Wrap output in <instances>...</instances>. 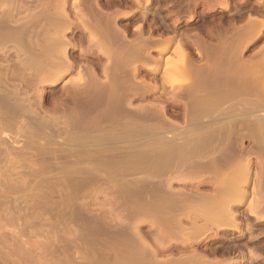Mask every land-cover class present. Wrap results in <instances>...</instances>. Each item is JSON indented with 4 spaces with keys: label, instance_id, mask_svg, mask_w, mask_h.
<instances>
[{
    "label": "rangeland",
    "instance_id": "374dc122",
    "mask_svg": "<svg viewBox=\"0 0 264 264\" xmlns=\"http://www.w3.org/2000/svg\"><path fill=\"white\" fill-rule=\"evenodd\" d=\"M80 2H83L79 8L85 10H83L85 12L84 15H86L85 19L83 18L84 15L79 13L74 6V0H68L64 10L69 19L65 17V14L61 15V17L68 19L66 24L70 28L65 25L66 30L61 31L64 34L60 32V38L63 43L60 47L62 49L66 48L68 56L75 67L73 66L68 72L62 73L60 79L54 83L48 81L40 83L41 80L39 79L41 77L37 76L39 72L37 70H40V65L38 66L35 59L28 58L29 54L24 52L25 42L24 37H21L24 36L22 34L24 32H21V30L24 23L32 17L31 14L34 16V14L47 8L50 12L58 14L62 10L59 8L57 0H0V40L3 41L2 44L0 43V167H2L0 170V202H2V205L0 204V264H122V261L115 259V255L119 250H129L132 240L134 238L137 239L138 235H142L154 248L158 249L161 258L171 253V255L174 254L178 257L198 251L204 252L213 258L232 259L230 264H264V221L259 222V218L250 215L248 209L250 201L264 203V186L259 188L258 185L255 187L253 184L254 179L260 177L262 174L260 172H263L259 165L260 159L256 155H253L254 165L251 170H240L241 173L233 174L234 177L229 176L228 179L233 178V180L230 179V185L229 183L222 184L225 188L228 187L226 191L225 188L219 189L223 193L225 191L231 195L230 201H235L239 198V196L236 198V195L240 194L237 193L240 190V186H238L240 178L246 175L247 177L249 175L253 177L252 182L245 186L247 189L246 199L244 198L239 205L231 202L233 205H237L235 207L239 213L238 219L241 221L240 229L242 232L238 230H219L217 235L214 234V236L201 241L199 239V241H195L192 237L197 234H186L194 233V231L192 232L193 220L198 219L199 224L203 222V218L197 214L199 212L198 206L195 207L196 205H194V207H190L191 209L188 208L179 216L182 220L180 225L185 227L184 230H186L183 232L179 231L178 224L169 215L163 217L161 215L158 216V213L157 215L153 214L151 210L148 211L150 209L148 207L152 203L151 201L150 203L149 201H144L146 193L141 191V189H144V185L146 187V183H138L139 181L136 180V177L142 178L146 175L144 167L148 164L151 166L153 165L152 163L155 164L156 161L159 163L167 158L176 160L180 157L178 154L180 152L177 149H174L170 155L164 152H148L147 149L139 150V153H135L136 155L132 154L133 156L131 154L125 155L116 164V170L122 169V174L125 175V177L122 176L120 178L118 183L107 180L102 183L90 182L84 187L80 182L74 181L73 183L72 181L73 185L71 184V188L74 190V197L71 206V218L66 221V217H63V215L59 217L60 214L56 213L58 208L63 209L64 207L63 196L59 191L67 188L68 181L64 180L65 175L71 178L68 173H70V169L73 166H76L73 161L83 152L92 148V146L86 145L89 143L87 140L88 143L86 141H74L76 139L75 136H71L70 132L65 133V126L63 127L62 124L70 120L66 118L68 117L67 115H64L66 110L74 106L84 114H87L86 112L89 110H93L95 114L96 110H98L99 116H86L88 120L90 119L92 123L94 122V125L102 124L108 125V127L124 125L125 130H122L124 134L119 136L120 139L110 136L115 133V130H110L111 132L114 131L112 134L110 131L108 132L110 133L108 139L122 140L121 144H125L123 141L129 143V140L143 143L142 141H154L160 138L165 140L173 138L177 141H183L182 134L186 128V120L183 113L186 102V97L183 98L184 88L190 84L191 79L196 75L195 70L199 66L202 67L201 70L205 66L207 67L205 70H210L208 65L211 61L208 62L209 58L203 55L206 51L205 54L211 50H213L211 52L214 55L221 53L222 57L219 55L220 59L216 54L217 60H220L219 63L222 59L230 63L231 59L229 57L231 55V62L233 65H237L238 68L232 66L231 63H222L223 61L221 63L226 64L228 67L230 65L234 67H229L235 73L232 78L243 70L240 67L243 62H249L247 67H251L252 63L254 61L256 63L258 60L264 63V0H151L149 5H146V0H140V4L134 0H81ZM128 11H132L133 14L126 16ZM252 23L257 24L258 30L246 39H241L243 42H240L239 37L242 36L240 34L243 33L242 31H246L244 29H250L252 26H248L253 25ZM138 26H141V29H137ZM37 31L38 34L40 33L38 36L41 42H44L43 44L50 45V42L52 43L53 37L51 38L49 34V24H45L43 28L38 26ZM5 35H8V40ZM196 35L203 36L205 42L209 43V45L206 44L209 49H207V46H201L206 49L202 55H198L196 45L192 43L190 38L188 39L189 36L193 38ZM223 35L224 37L227 36L226 38H228V35L229 37L234 36L236 37L234 40L238 38L236 41L240 43L235 41L234 44L229 45V43L234 41L233 37L231 41L230 38L227 41ZM10 36L12 38L14 36V38L12 39ZM221 36L225 39V44L221 43L223 42ZM170 37L174 38L172 42L168 41ZM156 38L162 40L158 43L153 42L149 44L150 46L145 45V47L143 44L141 47L135 45L137 42L154 41ZM179 41L185 42L184 49L178 48ZM132 42H136L134 43L137 46V48L134 46L136 49L130 47L133 46ZM166 45H168V48L160 53V49ZM210 45H214L218 50L220 46L221 49L222 47L228 48V46L229 48H226V51L225 49L224 51L223 49L216 51V48L214 46L212 48ZM231 47L233 48L231 49ZM133 52L135 53L133 54ZM234 55H237L236 58ZM57 57L56 60H59V57ZM188 57L190 62L193 61L191 63L194 69L186 68V63L189 61ZM216 58L211 60L215 61ZM156 66L158 68H154ZM219 66L223 68V65L220 64ZM30 67L31 70H29ZM263 69L264 67L258 72H252L253 74L251 73L249 76L253 80H257L259 76L264 77ZM220 70L223 72L222 78H224L223 75L227 77L232 74V71L228 73L229 70L227 72L224 69ZM41 71L45 70L42 68ZM44 73H40L41 76ZM38 77L40 78L37 79ZM93 79H97L99 83L101 82L100 84L97 83L98 81L95 83L101 86L102 95L98 94L97 98L93 95L87 101H80L79 98L74 99L75 89L77 91L80 89L79 87L84 88L88 84L92 87V84L95 85V83H92ZM255 89L257 93H254L251 97L254 98L259 95L263 98L264 84L262 87L260 85ZM69 92L72 95L67 101ZM157 104L165 107L167 114V120H165L166 128L163 131H158V133L157 131L149 132L148 130L135 131L137 125L145 128L160 121L161 117L157 118L149 115L152 106ZM19 107H23V110ZM39 118L41 119L39 120ZM94 119H98L100 123ZM35 120L42 124L44 122L41 121H45V125L38 126L34 122ZM47 122L48 124H46ZM121 125L120 127H122ZM59 128H63L61 129L62 131ZM131 128H134V131ZM129 129L133 132H128L130 131ZM93 139L95 140L96 138ZM242 142L244 146L253 145L252 139L248 137L244 138ZM197 158V156H194L193 159ZM150 161H152L151 164ZM158 163L156 164L158 165ZM55 164L56 166H54ZM157 165L154 166L156 167ZM110 171V173L114 172ZM136 171L139 172L136 173ZM140 172H142L143 176H141ZM168 173L169 175L171 174L170 171ZM202 173L199 169H196V171H181L176 176L173 175L165 187L168 190L170 188V192H187V189L189 193L192 190L193 192H210L214 187L210 178L212 174L208 173V177ZM205 177L208 178L205 179ZM123 178L128 180L125 181ZM233 181L234 184H232ZM237 182L238 184H235ZM18 186L20 187L18 188ZM23 186L25 188L20 190ZM227 193H224V195ZM83 194L86 196L84 197ZM135 196L138 197L136 198ZM8 198L14 200H11L10 203ZM15 200L21 202V206ZM37 203L40 204V208L36 206ZM34 208L37 213H35ZM22 209H25L24 212ZM159 221L164 222V226L173 229V231L170 229V232L164 234L167 238L165 240L170 246L167 252L165 251L166 253L161 249L160 242L156 240L158 234L161 237L163 235V233H159ZM172 225H177V227L175 226L174 229ZM182 226L179 228L181 229ZM26 227L27 229H24ZM250 227L253 229L250 230ZM67 229L69 230L67 231ZM189 229L191 231H188ZM61 230H64V233ZM27 232L31 233L27 234ZM190 235L192 239L188 238ZM195 237L197 238V236ZM161 239L163 240L164 237ZM4 240L6 243L3 242ZM41 241L43 242L41 243ZM188 241L190 242L186 243ZM252 252H257L260 256L254 258L251 254Z\"/></svg>",
    "mask_w": 264,
    "mask_h": 264
},
{
    "label": "bare ground",
    "instance_id": "6f19581e",
    "mask_svg": "<svg viewBox=\"0 0 264 264\" xmlns=\"http://www.w3.org/2000/svg\"><path fill=\"white\" fill-rule=\"evenodd\" d=\"M67 1L68 0H59V1L57 0L58 5H59V8L62 10V12L59 13V14L58 13H55V12H50V10L48 8L47 9H44V7H43L44 10H42V11L39 10L40 12H38L37 14H34V16H33V14H31L32 17L30 19H28L24 23L22 30L20 29L21 32H24V33H22L24 36H21V37H24V42H25L24 43L25 44L24 45V49H23L24 52L27 53V54H29L28 55V58L35 59V62L38 64V66L39 65L41 66V67L39 66L40 70H37L36 69L37 71H39L38 72L39 75L37 73V76H40L41 77V79H39L40 77L37 78V79L41 80L40 83L41 82H45V81L46 82L48 81L50 83H54L58 79H60V76L62 75V73H65V71L68 72V70L72 69L73 66H74L73 65V62L71 61L70 57L68 56V53H67L66 48L65 49H62V47H60L61 45H63L62 40L60 38L61 37V33H62L61 31H63L66 27L67 28H70L69 25L66 24L67 23V20L69 19V17H68V15H66L64 13V10L66 8ZM80 1L81 0H74V4H75L74 6L77 8V10H78L79 13H81V14L84 15L85 14V12H84L85 10L82 9V8H79V6H81L80 4L83 3V2H80ZM134 1L136 3H138V4H140V0H134ZM150 2H151V0H146V5H149ZM55 9L57 10V8H55ZM64 14H65V17H68V19H66L63 16L61 17V15H64ZM131 14H133V12L132 11H128L126 16H130ZM85 16L86 15H84V17H83L84 19H85ZM83 23H84V21H83ZM45 24H49V34L51 35V38L53 37L52 38L53 39L52 40V43L49 41L50 42V45L43 44L44 42H41V39L38 36L40 34V33L38 34V31H37L38 26L40 28L41 27L43 28V26ZM65 25H66V27H65ZM21 26H22V24H21ZM21 26H19V27L21 28ZM46 26H48V25H46ZM87 27H89V26H87ZM94 27H95V25H94ZM248 27H251V28L250 29H247V28L244 29L246 31L245 32L242 31L243 33L240 34V35H242L241 37H239L240 38V42H243L242 40L246 39L249 35H251L252 33H255V31L258 30L256 23L253 24V25H250ZM139 28L141 29V26H138L137 27V29H139ZM120 31L123 32L122 30H120ZM259 31H261V30H259ZM59 33H60V35H59ZM1 34H3V33H1ZM62 34H64V33H62ZM258 34H259V32H258ZM5 36L7 37L8 35H5ZM124 36H126V35H124ZM223 37H224V35H223ZM223 37L221 39L223 42H221V43H224L225 44L226 41H224L225 39H223ZM226 37H224V38H226ZM5 38H3V39H5ZM13 38H14V36H13ZM64 38H65V36H64ZM189 38L191 39L192 43H194L196 45V50H197L198 55L199 54L202 55L205 52V50H206L203 47L209 45V43L207 44L205 42V39L201 35H198V36L196 35L193 38L189 36L188 39ZM229 38H230V41H231V38L234 40V38H236V37H234V36L229 37V35H228V38H226V40L228 41ZM93 39H94V37H93ZM237 39H235L233 42L229 43V45L234 44ZM7 40H8V37H7ZM160 40H162V39H157L156 38L154 41H152V40L150 41L149 40V41H146V42L145 41H142V43H138V42L137 43L134 42V43H136L135 45H137V46L139 45L140 47L143 44L144 47H145V45H149V44H151L153 42L158 43V42H160ZM173 40H174L173 37H170L168 39L169 42H172ZM138 41H139V39H138ZM2 42L3 41H1L0 43L2 44ZM47 42H48V40H47ZM143 42H145V43H143ZM182 42L181 41L178 42V45L177 46H178L179 49H184L185 48L184 47V45H185L184 43L185 42L184 43H182ZM237 42H239V41H236V43ZM134 43H133V46H130V47H134L135 46ZM64 45H65V42H64ZM137 46H135V47L137 48ZM201 46H203V47H201ZM213 46H211V47L213 48ZM218 46H219V44H218ZM224 46L226 47V45H224ZM134 48H133V50H134ZM167 48H168V45H166L164 48L162 47L160 49L161 50L160 53L164 52ZM215 48H216V51H220L222 49H223V51H224V49L226 51V48L227 47L226 48H223L222 47V49H221V46H220L219 50L217 49V47H215ZM228 48H229V46H228ZM232 48L233 47H231V49ZM207 49H209L208 46H207ZM128 50H129V48H128ZM134 51L136 52V50H134ZM139 51H140V49H139ZM211 51L213 52V50H211ZM211 51H208V53H207L208 55L205 54L207 51L203 54V55H206V57L209 58L208 62L211 61L209 63V65L207 64L208 66H210L209 67L210 70L209 71L205 70L207 68L206 66L205 67L203 66L204 68L201 70L202 67L199 66L197 68V65H196V68H197V70H195L196 71V73H195L196 75L194 76L193 79H191L190 84L187 83L188 85H187L186 88H184L185 90L183 89L184 90V95H185V96L183 95V98L186 97L185 98L186 99V102L184 104L185 108L183 109L184 110L183 111L184 117H185V120H186V128H185V130H184V132L182 134L183 141H179V140L177 141V140H175L173 138H169L167 140L162 139V138H160V139H155L154 138L155 139L154 141L147 140L146 142L142 141L143 143H139V142L136 143L137 141L136 142L135 141L133 142V140H131V141L129 140L128 141L129 143L123 141L125 144H121L122 143L121 142L122 140L120 141L118 139H115L116 137L119 138L120 135H123L124 134V131L122 132V130L123 129L125 130V126L124 125H121L120 122H119V124L122 127H120L119 124H118L119 126L116 125V127H110V126L108 127V125L96 124V122H98V123H100V122H99L98 119H94V120H98V121L95 122L96 125H94V122L92 123L90 121V119L89 120L87 119L86 116H88V115L89 116H91V115L92 116L93 115L94 116H96V115L99 116L98 115V113H99L98 110H96V113L95 114H94V111L93 110L92 111H90V110L88 111L87 110L88 111V112H86L87 114H84V113H82L75 106L74 107H70V108H68L66 110V112H65L64 115L65 116L67 115L68 117H66V118H69L70 120L69 121H66V122H64V124H62L63 127L65 126L64 127L65 133L66 132H70L69 134L71 136H75L76 139H74V141H86L87 140L89 143L86 141L88 143L86 145H88V146L90 145V146H92V148L89 149V150H86L85 152H83L81 155H79V157H77L76 160L73 161V163H75L76 166H73V168L70 169V173H68V175H71L70 176L71 178H68L66 175L64 177V180L65 181H68V184H67V188L66 189L64 188V190L62 189V190L59 191L60 194L63 196V203H64L63 209L58 208L57 211H56V213L58 212V214H60L59 217L61 215H63V217H66V221H68L67 219L71 218V214H72L71 213L72 212L71 206H72V201H73V197H74V190H73V188H71L72 185H73L72 184V181H73V183H74V181H78L82 185H84V187L87 186L90 182H95V183L96 182L97 183L101 182L102 183V182H106L107 180H109L111 182L118 183L119 180H120V178L122 176L125 177V175L122 174L123 173V170L122 169H117L116 170V164L118 163V160H120V159L122 160V158L125 155H130V154L132 155V154H135V153H139L138 151L139 150L142 151V149H147L148 152H150V151H152V152L153 151L154 152H164L165 154H169L170 155V153L174 149H177L181 153V155H180V153H178L176 151L179 154V156H180L176 160H174V159L172 160V159H168L167 158L165 160H161L159 163L156 161V163H158L159 166L156 163L155 164L152 163L153 165H151V166L147 163L148 165H146V167H144L145 168L144 171H145V174L146 175H144V177H142V178H137L136 177V180L139 181L138 183H140V182L146 183V187L144 185V187H143L144 189H141V191L142 192L144 191L146 193L145 194L146 197H144L145 195L143 196L146 199V200L144 199V201H149V203L151 201V203H152V205L150 204L149 207L147 206L148 209L150 208L148 211L151 210V212L153 214H156L157 215V213H158L159 214L158 216L161 215L163 217L165 215L166 216L169 215L170 217H172L173 221L175 220L176 224H178L179 231H182L183 232V231H186V230H184L185 227H183L182 225H180L182 223V220H181V218L179 216L181 215V213H183V211L188 210V208H190L192 206L194 207V205H196L195 207L198 206L199 207V212L198 213L196 211L195 212L197 214H199L198 216H201L203 218V222L201 224H199L198 219L193 220V223H194L193 225L194 226L192 228V232L194 231V233H188V234H186V235H189V234L195 235V234H197V235H195V236H197V238L195 236H194L195 238L192 237L193 239H195V241H197L198 239L201 241L202 239L208 238L210 236H214V234L217 235L218 234L217 232L219 230H223V231H229V230H236L237 231L238 230V231L242 232L241 229H240V227H241V221L238 219V214L239 213L237 212L235 206L241 204L242 200H244L245 195H246V190H247L245 186H246V184L252 182V178L253 177H250V175L247 177V175H246V176L243 177L245 179H243V178H240V180L238 179L239 180V184H238V182L235 183V184H238V186H240L239 192L237 191V193H240V194L239 195L238 194L236 195V198H237V196H239V198L237 200L234 199L235 201H230L229 198H230L231 195H229V193L225 192L228 187L225 188L224 185H222V184H228L229 183V185H230V183H231L230 182L231 181L230 179L233 180V178L228 179L229 176H233L234 177L233 174H235L237 172L238 173H241V171L244 170V169L251 170L252 167H253V165H254V159H253L254 156L253 155H256L257 158L260 159L259 160V165L263 169V172H260V173H262L260 175V177L257 176L258 178H255L254 179L253 184L255 185V187H256V185H258L259 188H263L261 186H264V101H263V98L264 97L262 98V96L260 97L259 95L257 97H254V98L251 97V95H253L254 93H257L255 88H257L260 85H261V87L263 86V84H264V77L263 76H259L257 80H253L249 76V75H251L252 72L254 73L256 71L258 72L259 70H261L264 67V63H263V61H259V60L256 61V63H255V61L253 60L254 62L252 61L253 62L252 63V66L251 67H247L249 65V62L248 63L247 62H245V63L243 62V64L241 63L243 66L240 65V67H242L243 70L241 72H238L236 77L232 78L233 75L235 76V73H233L234 72V71H232L233 69L230 70L229 67L232 65V66H236L238 68V66L237 65H233V63L231 62L232 61L231 55H230V57L228 55H224L225 57L228 56L231 59V61H230L231 65L228 67L226 65V64H230L228 61H223V59H222V61H223V62L221 61L222 63L226 62V64H222L221 62L219 63L220 60H217L216 57L218 56V58H219V55L221 53L220 54H217L215 52L217 54V56H216V54L215 55H214V53L212 54ZM135 52H133V54ZM141 52H142V50H141ZM258 55H260V54H258ZM57 56L59 57V60H56V57ZM234 56L236 58L237 55H234ZM213 57L216 58L215 61H212L211 60V59L214 60ZM220 57H222V56L220 55ZM156 58H155V60H156ZM158 60H159V57H158ZM188 60L189 61H187V63H186V68H188V69H192L193 68L194 69V67H192L193 64L191 63L193 61L190 62V58L189 57H188ZM216 60H217V62H216ZM220 64L223 65V68L222 67L220 68V66H219ZM234 64H235V62H234ZM128 66H130V65H128ZM232 66H231V68H234ZM36 68H37V66H36ZM42 68L45 71H41ZM154 68H158V67L156 66ZM220 69H224V70H226V72L229 70L228 73L232 71L231 72L232 73L231 76L225 77V75H223L224 78H222L221 76H222V73L223 72H221ZM29 70H31V67H30ZM237 70H239V69H237ZM43 72H45V73L41 76V74ZM93 73H95V72H93ZM95 78H96V76H95ZM84 81H85V79H84ZM93 81H92V83H95L98 80L97 79L96 80L93 79ZM37 83H38V81H37ZM97 83H99V81ZM97 83H95V85ZM99 84H97L96 86L94 84H92L93 86L92 85L91 86L93 88L90 87V85L88 84V86H85L84 88L83 87L82 88L79 87L80 89L77 90V91L75 89V94L73 95L74 96V99L75 98H79L80 101L81 100L82 101H87L88 98L90 99V97L93 96V95L95 96V98H97L98 94H101V90H102L101 89V86ZM145 86H146V83H145ZM66 88H68V87H66ZM24 92H25V90H24ZM179 93H180V90H179ZM71 95L72 94L69 92L68 95H67L68 96L67 97L68 98L67 101H69V99H70L69 97ZM76 101L78 102V100H76ZM18 106H19V104H18ZM19 108L22 109L23 107H19ZM164 108L165 107L162 106V105H160V104L159 105L158 104L157 105H153L152 106V109L150 110L149 115L151 117H157V118L158 117H161V119H159L160 121L157 124H152L150 126H146L145 128H144V126H138L137 125L136 126L137 129H135V131L142 132L143 130H145V131L148 130L149 132L150 131H153V132L154 131H157V133H158V131H163L166 128V125H167L165 123L166 122L165 120H167V114H166V111H165ZM102 111H103V109H102ZM145 111H148V110H145ZM40 119L41 118H39V120ZM34 122L36 124H38V126L39 125H45L44 124L45 121H41V122H44L43 124L40 123V122H38V121H36V120ZM145 122H146V120H145ZM46 124H48V122ZM59 129H60V131H62L61 129H63V128H59ZM110 130H115V133L112 134L114 131L111 132ZM126 130H127V128H126ZM131 130L134 131V128H131ZM131 130L128 131V132H133ZM109 131L112 134L110 136H115V138H113L112 140L108 139V136L110 134V133H108ZM246 137L252 139L253 145H251V146H244L243 145V142L242 141ZM45 138H47V137H45ZM92 138H96V139L95 140L94 139L92 140ZM67 140H69V139H67ZM70 140H71V138H70ZM70 146H71V144H70ZM145 147H147V148H145ZM32 152H34V151H32ZM69 152H71V151H69ZM171 155L174 156L173 154H171ZM194 156L195 157L197 156L198 158L197 159H193ZM160 159H162V158H160ZM156 160H159V159H156ZM151 162L152 161H150V164H151ZM124 163H125V161H124ZM136 163H137V161H136ZM121 164H123V163H121ZM154 165H157V166L155 167ZM54 166H56V164ZM132 166H133V164H132ZM122 167H124V166H122ZM1 168L2 167H0V170H1ZM196 169L201 170L203 172L202 174H205L204 176H208L209 174L210 175L212 174L211 175L212 177H210L211 178V182H212V184L214 186L212 191L209 190L210 192H198V191L197 192H193V190H192V192L190 191V193H189V191L187 189V192H184V191L183 192L182 191H180V192H170L169 191L170 188L168 190L167 187H165L166 185H168V183H169L168 181H169V179H171V177H173V175L176 176L179 172H181V171L183 172L184 170H186V171H193V170H195L196 171ZM47 170H49V169H47ZM110 170H112L114 172L113 173H110L111 172ZM128 171H129V169H128ZM169 171L171 172L170 175L168 173ZM65 172H66V170H65ZM137 172H139V171H136V173ZM131 173L133 174V172H131ZM140 173L142 174V172H140ZM128 174H129V172H128ZM247 174H249V173H247ZM188 175L189 174L187 173V176ZM243 175H245V174H243ZM133 176H137V175H133ZM141 176H143V174ZM199 176H198V178H199ZM126 177H128V176H126ZM138 177H140V176H138ZM207 178L205 177V179H207ZM123 179H125V178H123ZM127 180L125 179V181H127ZM130 181H131V179H130ZM232 184H234V181H233ZM122 185H125V184H122ZM254 185H253V187H254ZM24 186H25V184H24ZM24 186L22 188H20V190L24 189L25 188ZM226 186H228V185H226ZM19 187L20 186H18V188ZM232 187H235V186H232ZM220 188L221 189L225 188L224 193H227L228 195L227 194L224 195V193L219 190ZM9 190H11V189L9 188ZM219 193H223V194L220 195ZM132 194H133V192H132ZM15 195H17V194H15ZM28 195H30V194H28ZM85 196L86 195H84V197ZM18 198H17V200H19ZM22 198H23V196H22ZM29 198H30V196H29ZM136 198H134V199H136ZM11 200L13 201L14 199H11ZM11 200L9 201L10 203H11ZM17 200H15V201H17ZM23 201H25V200L23 199ZM139 202H142V201H139ZM231 202H234L237 205H233ZM1 203L2 202H0V204ZM17 204L19 206H21V202H18ZM103 205H104V203H103ZM13 206L17 207L16 205H13ZM32 206H33V204H32ZM36 206L39 207L40 204L37 203ZM140 206H142V205H140ZM4 207H5V205H4ZM10 208H11V206H10ZM138 208H139V206H138ZM26 209H27V207H26ZM136 209H137V207H136ZM248 209H249L250 215L259 218V222H263L264 221V213H263L264 212V203L262 204V203H256L255 201H250L249 208ZM24 210L25 209H22L23 212H24ZM140 210H141V208H140ZM140 210L138 209V211H140ZM34 211H35V213H37L36 212V209ZM190 212H192V211H190ZM147 214H149V213H147ZM197 214H196V216H197ZM183 215H185V214H183ZM34 217H36V216H34ZM11 218H12V216H11ZM17 218H18V216H17ZM62 219H64V218H62ZM27 221H29V220H27ZM25 222H26V220H25ZM175 222H174V224H175ZM66 223L69 224L68 222H66ZM159 223H160V232L159 233H163V235L161 237L160 234H158L156 236V238H157L156 240L160 242L161 249L164 252L165 251L167 252V250L170 248V246H169V243L166 242L165 239H167V238L165 237L164 234L165 233L167 234L168 232H170V229L171 228H168L167 226H164L163 225L164 222L162 223L161 221H159ZM165 223H166V221H165ZM57 225H58V223H57ZM156 226H157V224H156ZM175 226L177 227V225H172V227L174 229H175ZM180 226H182L181 229L179 228ZM33 227H34V225H33ZM50 227H51V225H50ZM56 227H58V226H56ZM24 229H27V227L24 228ZM252 229L253 228L250 227V230H252ZM56 230H57V228H56ZM68 230L69 229H67V231ZM171 230L173 231V229H171ZM61 231H63V233H64V230H61ZM188 231H191V229H189ZM28 233H31V232H27V234ZM65 234H66V230H65ZM163 237H164V239L162 240L161 238H163ZM189 237L191 238V235L188 236V238ZM34 238H35V236H34ZM191 239H189V240H191ZM5 240H6V238H5ZM5 240L3 242L6 243ZM42 242L43 241H41V243ZM189 242L190 241H188L186 243H189ZM34 244H35V242H34ZM131 244H130L131 247L129 248V250H127V251L119 250L120 252L119 251L117 252V254L115 255V257H116L115 259L122 261V264H230V262H231L230 260H232V259H229V260L228 259H220L218 257L213 258V257L209 256L208 254H206L204 252H198V251H194V252H192V253H190L188 255H181V256H178V257H176L174 254L171 255L172 253L169 254V255H165L164 254L166 257L161 254L163 256L161 258L159 256V253L160 252L158 251V249L154 248V246L148 240H146L142 235H138L137 236V239L134 238L132 240ZM106 245H108V244H106ZM15 253H16V251H15ZM251 254H252V256L254 258H258L260 256V255L257 254V252H252ZM30 259H32V258H30Z\"/></svg>",
    "mask_w": 264,
    "mask_h": 264
}]
</instances>
